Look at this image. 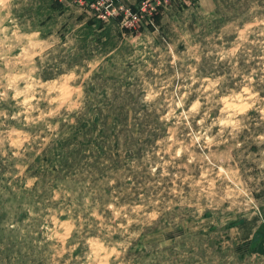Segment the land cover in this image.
I'll return each mask as SVG.
<instances>
[{"label":"rangeland","instance_id":"obj_1","mask_svg":"<svg viewBox=\"0 0 264 264\" xmlns=\"http://www.w3.org/2000/svg\"><path fill=\"white\" fill-rule=\"evenodd\" d=\"M0 264H264V0H0Z\"/></svg>","mask_w":264,"mask_h":264}]
</instances>
